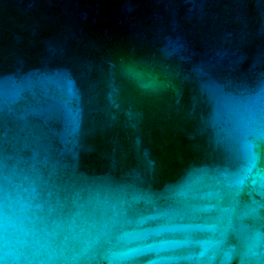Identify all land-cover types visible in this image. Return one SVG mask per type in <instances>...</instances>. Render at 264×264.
I'll list each match as a JSON object with an SVG mask.
<instances>
[{
	"label": "water",
	"instance_id": "1",
	"mask_svg": "<svg viewBox=\"0 0 264 264\" xmlns=\"http://www.w3.org/2000/svg\"><path fill=\"white\" fill-rule=\"evenodd\" d=\"M0 264H264V0H0Z\"/></svg>",
	"mask_w": 264,
	"mask_h": 264
}]
</instances>
